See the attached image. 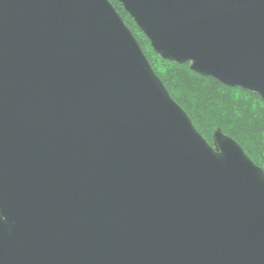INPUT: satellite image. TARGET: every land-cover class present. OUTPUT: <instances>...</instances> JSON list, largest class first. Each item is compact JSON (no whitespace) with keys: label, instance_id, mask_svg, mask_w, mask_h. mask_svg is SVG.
I'll list each match as a JSON object with an SVG mask.
<instances>
[{"label":"water","instance_id":"1","mask_svg":"<svg viewBox=\"0 0 264 264\" xmlns=\"http://www.w3.org/2000/svg\"><path fill=\"white\" fill-rule=\"evenodd\" d=\"M116 1L264 101V0ZM0 264H264L263 169L201 136L109 0H0Z\"/></svg>","mask_w":264,"mask_h":264},{"label":"trees","instance_id":"2","mask_svg":"<svg viewBox=\"0 0 264 264\" xmlns=\"http://www.w3.org/2000/svg\"><path fill=\"white\" fill-rule=\"evenodd\" d=\"M109 1L132 31L170 97L186 112L201 136L212 144V133L219 128L264 171V101L256 94L195 74L188 64L161 59L121 4Z\"/></svg>","mask_w":264,"mask_h":264}]
</instances>
